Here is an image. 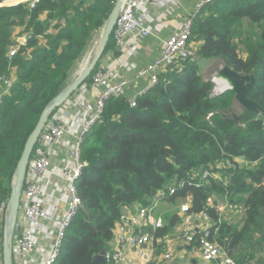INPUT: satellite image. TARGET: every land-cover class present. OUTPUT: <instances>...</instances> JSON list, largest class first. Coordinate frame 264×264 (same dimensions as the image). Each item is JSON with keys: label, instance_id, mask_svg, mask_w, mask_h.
Instances as JSON below:
<instances>
[{"label": "trees", "instance_id": "16d2710c", "mask_svg": "<svg viewBox=\"0 0 264 264\" xmlns=\"http://www.w3.org/2000/svg\"><path fill=\"white\" fill-rule=\"evenodd\" d=\"M115 1L40 0L35 6L30 1L0 6V75L15 70L16 76L0 102V204L9 199L26 140L46 106L71 81ZM17 28L23 29L16 33ZM24 33L30 38L10 57ZM40 35H45L43 41ZM192 39L200 43L195 47L197 62L168 69L134 105L124 96L111 98L103 121L87 135L82 146L87 165L77 181L83 207L56 264H93V257L113 238L124 207L149 205L155 193L172 184L177 190L165 200L190 199V212L207 211L215 223L213 239L229 255L264 230V0L208 1L196 15ZM113 42L111 36L105 52ZM200 59H220L242 74L254 73L256 85L248 96L263 112L241 107L232 90L215 95V83L201 74ZM230 109L240 121L224 115ZM238 157L256 163L240 167ZM228 160L235 167L228 168ZM218 165L229 173L226 180L220 178ZM210 168L217 173L192 179L193 171ZM214 197L244 204L243 225L222 223L218 207L210 203ZM167 219L169 224L156 237L165 238L177 215ZM235 256L238 264L248 263L246 253Z\"/></svg>", "mask_w": 264, "mask_h": 264}, {"label": "built area", "instance_id": "2783aa9c", "mask_svg": "<svg viewBox=\"0 0 264 264\" xmlns=\"http://www.w3.org/2000/svg\"><path fill=\"white\" fill-rule=\"evenodd\" d=\"M13 1L16 2L15 4L30 1L31 5L35 6L40 0H4V2L0 3V6L14 5L9 4ZM180 1L125 0L112 33L118 50L127 51L130 35L146 37L152 34L151 27L146 25L138 15L144 4L149 3L153 6H160L168 2L178 4ZM208 1L210 0H202L197 14ZM197 14L186 18L180 30L171 35L164 43L160 57L138 72L139 76L149 75L151 78L150 86L141 95L146 94L154 85L158 84L161 75L168 69L172 67L183 68L185 63L198 61L196 48L192 44V30ZM49 32H52V30H48L46 33ZM38 37L42 41L45 39V35ZM29 38L30 35L28 33L20 36L18 43L10 49V57L16 55L20 49V44H26ZM110 79L111 74L104 67L98 66L94 70L90 84L94 88H100L101 90L95 101L92 102L86 97H78V105L83 111V117L80 119L75 133H73L68 124L55 117L57 111L71 98L50 115L34 147L27 170L20 216L22 214L30 226L24 227L19 222L21 230L18 231L17 237L13 239L12 245L13 264H28L25 260L28 256H31L35 264H56L60 258L68 230L83 207V201L77 186V181L87 165L82 156L83 143L92 129L103 121L107 102L111 98L122 97L125 93L126 79H121L116 83L111 82ZM15 83V74L0 75V102L6 94H9ZM88 84L85 83L84 85ZM226 90V88H215L214 94H222ZM134 100H131L133 105L135 104ZM68 134L74 135V141L70 144V153L66 165L60 171H54L52 156L56 151L53 147L62 145L65 136ZM226 166L232 168L235 167V163L228 160ZM223 167L225 166L218 165L216 169L220 171ZM216 169L210 168L203 172L196 170L191 173V177L194 180L197 178L204 179L210 175H215L217 173ZM54 174L59 176L60 182L56 187H51ZM59 189H63L64 193L58 195L57 191ZM176 190L177 188L173 184L159 190L152 196L149 205H139L136 215L123 212L118 225H129L132 230L130 233H124L119 236L121 246L112 252H108L107 264H117L120 261H124L126 259V245H134L140 249L139 256L144 257V259L138 264H166L165 259L170 258L168 253L165 255V259L164 255H162L160 259L153 262V251L146 252L144 247L151 245V234L165 225L162 219L155 217L153 211L159 206L161 201L174 194ZM210 203L217 206L219 210V204L215 205L213 201ZM7 208L8 200L2 201L0 204V226L4 225ZM180 208L184 219L183 239L189 244L193 243L196 245L206 263L237 264V260L228 254L225 246L213 239L214 232L212 229L215 228V223L207 211L190 212L191 201L183 203ZM41 237L50 239L49 247L46 245L47 243L42 244ZM2 245L3 234L1 233L0 246Z\"/></svg>", "mask_w": 264, "mask_h": 264}, {"label": "crops", "instance_id": "0c3cea01", "mask_svg": "<svg viewBox=\"0 0 264 264\" xmlns=\"http://www.w3.org/2000/svg\"><path fill=\"white\" fill-rule=\"evenodd\" d=\"M201 2L202 0H181L178 4L168 2L160 6H153L149 3L144 4L143 8L139 10L138 15L142 18L146 25L151 27L152 34L146 37L130 35L128 38L129 46L127 51L122 52L118 50L117 46L113 42L110 50L103 54L101 60L99 61V67H104L110 72L111 82L116 83L121 79L127 80L125 93L123 95L124 97L129 100H133L141 95L143 91L150 86V76H139L138 72L160 57L163 52L164 43L171 37V35L180 30L182 23L186 18L197 14ZM22 29L23 28H17L16 33L20 32ZM96 38L93 40L79 67L73 74L71 81L79 75V70L85 62L87 55L93 50V48H95ZM192 44L197 48L200 43L192 39ZM14 71L15 70H13V72ZM13 72L12 74H14ZM84 84L81 86L82 88L80 87V89L73 94L71 99L55 114L57 119L69 125L73 133L77 131L79 121L83 117V111L78 105V97H86L92 102L95 101L101 90L100 88H94L90 83H87L88 85ZM72 141H74V135L68 134L65 136V140L62 145H56L53 147L56 151L52 156V166L54 171H60L66 165ZM236 161L240 167L256 163H251L244 157H238ZM220 172L221 179L226 180V175L229 173L222 171L221 169ZM223 172L226 174H222ZM52 178L53 182L51 187H56L60 182V178L57 174H54ZM62 193H64L63 189H59L57 191L58 195H61ZM187 201H190V199H178L175 203L164 200L161 201L159 206L153 211L156 218L164 221V227L169 224L167 219L169 216L173 217L174 215H177L175 225L170 229V232L165 236V238L156 237L155 231L151 234V245H146L144 247L146 252L150 250L153 251V262L160 259L162 255H164L165 259V255L168 253L170 258L165 259L166 264H208L202 258V255L198 251L196 245L193 243L189 244L183 239L182 230L184 219L180 207ZM212 201L213 204H215V202L219 204L220 220L222 223L232 224L233 226L240 223L237 227L243 225L246 214L244 204L233 203L229 201L227 197H214ZM231 205L232 207H230ZM138 207L139 204L127 206L124 207L123 212L125 214L133 213L136 215ZM19 222L24 227L30 226V224L23 218L22 214L19 218ZM3 226H0V234H3ZM20 230L19 226L17 232ZM131 230L132 229L129 225H118L114 231L113 238L106 247L108 252H112L116 248H119L121 246L119 236L124 233H130ZM251 238L253 241L249 245H239L236 249L231 250V254L237 260V264L239 256L235 255H242L244 253L248 256L247 264H254V262H256V264H264V230H258L257 233L251 235ZM41 242L42 244L47 243L46 245L49 247L50 239L41 237ZM125 251L126 259L118 262L117 264H138L144 259V257L139 256L140 249L134 245H126ZM25 260L28 264H35L32 261L31 256L26 257ZM243 260L245 261L246 258ZM0 264H3V245L0 246Z\"/></svg>", "mask_w": 264, "mask_h": 264}, {"label": "water", "instance_id": "95a60500", "mask_svg": "<svg viewBox=\"0 0 264 264\" xmlns=\"http://www.w3.org/2000/svg\"><path fill=\"white\" fill-rule=\"evenodd\" d=\"M124 2L125 0L115 1L114 6L100 32V44L92 61L84 68L81 73H79L78 76L70 81L68 85L50 101V103L44 109L35 128L26 140L24 150L15 170L11 185V193L8 199L7 215L4 220L3 264H13V239L15 233L19 228L22 194L30 158L32 156L34 147L53 111L62 106L67 100H69L96 69L99 61L106 51ZM218 78L224 80L227 83V90H232L235 92V100L241 107L247 110L254 111L256 113L263 112V108L261 107V105L248 96L250 91L253 90L256 85L257 79L254 73L242 74L231 68L228 64H224L220 71L214 76V78L211 79L215 83V88H217L219 84L217 80ZM224 115H231L237 121H240L239 114L233 109L225 111ZM217 204L218 203L215 202V205ZM107 260L108 249L105 247L101 250L100 253L96 254L93 257V264H107Z\"/></svg>", "mask_w": 264, "mask_h": 264}, {"label": "rangeland", "instance_id": "374dc122", "mask_svg": "<svg viewBox=\"0 0 264 264\" xmlns=\"http://www.w3.org/2000/svg\"><path fill=\"white\" fill-rule=\"evenodd\" d=\"M16 2L13 1L9 4H15ZM100 42V35H98V37L96 38L95 41V48H93L92 51L89 52V54L86 57L85 62L83 63L82 67L80 68L79 72H82L84 70V68L92 61V59L94 58V56L96 55V52L98 50L99 47V43ZM202 72L201 74L206 78V79H213L214 76L220 71V69L223 67L224 62L220 59H214V60H208V59H200L198 62ZM205 68V69H204ZM236 109H238L239 111H241L242 109L240 108V106H236ZM240 223H237L235 226H239ZM18 232L15 233L14 239L17 237ZM262 257V256H260ZM254 264H256V262H254Z\"/></svg>", "mask_w": 264, "mask_h": 264}, {"label": "bare ground", "instance_id": "6f19581e", "mask_svg": "<svg viewBox=\"0 0 264 264\" xmlns=\"http://www.w3.org/2000/svg\"><path fill=\"white\" fill-rule=\"evenodd\" d=\"M81 73V72H80ZM218 80V89H225L226 87H227V83L224 81V80H222V79H217Z\"/></svg>", "mask_w": 264, "mask_h": 264}]
</instances>
